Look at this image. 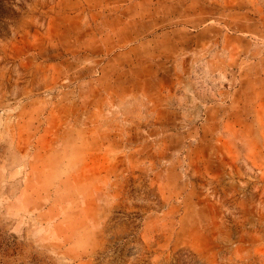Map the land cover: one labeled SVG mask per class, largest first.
<instances>
[{"label":"rangeland","instance_id":"1","mask_svg":"<svg viewBox=\"0 0 264 264\" xmlns=\"http://www.w3.org/2000/svg\"><path fill=\"white\" fill-rule=\"evenodd\" d=\"M121 77L183 113L129 116L101 222L55 226L45 193ZM259 108L264 0H0V264H264Z\"/></svg>","mask_w":264,"mask_h":264},{"label":"crops","instance_id":"2","mask_svg":"<svg viewBox=\"0 0 264 264\" xmlns=\"http://www.w3.org/2000/svg\"><path fill=\"white\" fill-rule=\"evenodd\" d=\"M124 78V77H121ZM164 77L160 78L161 81ZM118 81V75L115 78ZM121 83H125L126 89L121 92L110 91L108 93H102L101 99H106V103L103 102L105 106L101 110V107H96L97 103L92 107L85 108V114H90L91 118H84V121L80 123L79 131L81 132V137L77 139V142H72V145H77L79 147V154L77 155L79 166L78 170L70 171L67 175L63 176L61 187L57 190L60 196L51 197V190H47L45 195L47 196V202L45 208L43 209L46 213L47 211H54V214H61L62 217H57L59 221H56L55 226L59 224L65 228L70 226V220H79L83 226L90 227L94 222L98 224L102 220L101 212L94 207V204L99 200L101 196H105L107 191L106 186L112 184L108 182V179L117 177V174L103 171L96 166L103 162L107 158V149H110L108 156L110 161H117L118 149L122 146L126 147V151L129 153L126 155L131 156L128 146H132L128 142L130 141L128 137L124 136L119 131L128 130L127 125L129 124L127 118L131 115H141L146 116L149 114L155 116H161L163 114H182V110L179 106H174L173 108H167L153 102V99H148L143 95V93L134 92L132 88H128L127 83H131L130 80L125 77ZM97 96V93L94 94ZM160 100V98H158ZM151 101V103L149 102ZM88 105H90L88 103ZM173 106V105H172ZM107 113L111 118L110 123L98 122L96 119L92 120V117L104 112L107 109ZM167 108V109H166ZM225 108H222L224 110ZM207 114L219 113L218 107L207 106ZM256 114L261 118L264 117V108H259ZM125 121V122H124ZM106 124V125H104ZM104 125V126H103ZM103 126V128H102ZM125 127V128H123ZM103 129H107V133H100ZM124 142V145L122 143ZM75 143V144H74ZM101 148L102 149L101 151ZM131 161V159H127ZM114 170V168H113ZM108 174V175H107ZM69 180V181H67ZM77 180V181H75ZM81 187L85 188L82 192L78 189ZM56 191V192H57ZM111 193V192H109ZM104 201V200H101ZM252 207V205H249ZM44 214V213H43ZM93 241V239L91 240ZM101 241V240H100ZM88 243V242H87Z\"/></svg>","mask_w":264,"mask_h":264}]
</instances>
